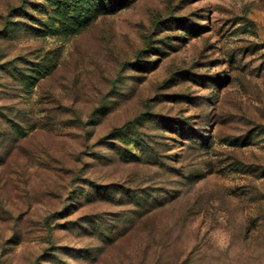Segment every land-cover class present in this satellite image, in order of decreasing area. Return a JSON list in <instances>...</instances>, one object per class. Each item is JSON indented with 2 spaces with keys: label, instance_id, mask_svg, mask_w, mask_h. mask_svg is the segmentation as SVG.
<instances>
[{
  "label": "rangeland",
  "instance_id": "1",
  "mask_svg": "<svg viewBox=\"0 0 264 264\" xmlns=\"http://www.w3.org/2000/svg\"><path fill=\"white\" fill-rule=\"evenodd\" d=\"M42 2L0 0V264H264V0Z\"/></svg>",
  "mask_w": 264,
  "mask_h": 264
},
{
  "label": "trees",
  "instance_id": "2",
  "mask_svg": "<svg viewBox=\"0 0 264 264\" xmlns=\"http://www.w3.org/2000/svg\"><path fill=\"white\" fill-rule=\"evenodd\" d=\"M100 1L103 2V0H100ZM80 2H81V0H43L41 6H43L45 9H51V8L59 9L60 7H71L73 5H77ZM176 22L181 24V23H184V20L178 19ZM139 57H141V53L139 54ZM139 64H141V60L138 61V63L135 65V67H138ZM133 125H134L133 123H129L128 125L122 127L120 130L115 131V133L117 134L118 137H122V136L127 137L129 135H132L131 128ZM163 127L171 128L172 126H170L169 124H163ZM178 131L179 130H177V128H176V132H178ZM190 132H192L191 128H190ZM103 237L105 239L108 236L106 235Z\"/></svg>",
  "mask_w": 264,
  "mask_h": 264
}]
</instances>
